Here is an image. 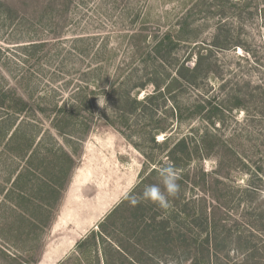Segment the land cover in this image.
Returning <instances> with one entry per match:
<instances>
[{"label":"rangeland","instance_id":"obj_1","mask_svg":"<svg viewBox=\"0 0 264 264\" xmlns=\"http://www.w3.org/2000/svg\"><path fill=\"white\" fill-rule=\"evenodd\" d=\"M165 34L174 36L175 47L153 56L154 42ZM199 57L192 83L173 82L180 67L192 68ZM117 90L143 103L119 118V109L131 102L118 107ZM0 92L27 103L16 115L0 106V264H104L103 250H110L102 244L104 235L120 241L129 223L146 216L150 225V213L163 217L172 211L127 200L115 218L104 220L133 182L138 198L146 185L160 183L159 168L172 164L169 151L179 140L185 152L173 163L180 176L178 197L197 201L198 187H218L231 194V222L242 227L249 220H240L248 201L264 212V0H0ZM206 98L223 108L213 124L193 114ZM58 110L74 112L65 129L73 134L59 132L65 126ZM11 123L12 130L35 135V143L63 147L75 160L51 222L31 233L10 230L12 214L19 213L6 199L16 174L9 176L23 165L2 151ZM162 127L165 132H156ZM206 131L215 137L209 143L218 145L201 160L197 141ZM138 205L146 211L134 221L128 211ZM188 206L194 211L193 203ZM257 235L264 241L263 233ZM135 241L139 255L143 240ZM221 245L230 264H241L234 240ZM179 255L181 264H191ZM116 258L113 264H128L125 256ZM142 258L143 264H178L170 257Z\"/></svg>","mask_w":264,"mask_h":264},{"label":"trees","instance_id":"obj_2","mask_svg":"<svg viewBox=\"0 0 264 264\" xmlns=\"http://www.w3.org/2000/svg\"><path fill=\"white\" fill-rule=\"evenodd\" d=\"M183 27L184 25L182 24L180 29L183 30ZM180 29H178V32H180ZM175 42L177 41H175L174 36L165 34L154 42L151 54L157 57L162 50L171 53L175 47ZM146 52L147 56H150V52ZM200 66L201 57L197 58L192 68L180 67L176 71L177 76L173 79V82L181 79L188 84L192 83L196 79V73ZM169 87L166 85L164 90L168 91ZM155 88L156 91L160 90L159 86ZM116 96L115 103H118V107L121 106L119 103L131 102L128 109H119V112H121L119 118H124L126 114L133 112L136 107L143 103L136 99H131L128 92L124 93L121 90H117ZM0 98V106H3L7 114H21L27 109V103L12 93L5 94V92H0ZM239 106V101H237L235 107ZM173 110L175 111L176 108ZM222 110L223 108L220 105H212L211 100L206 98L200 105L194 107L193 114L201 117L204 121H211V124H213V119L219 118ZM58 112L63 113L62 117H64V120L62 125L65 126L58 128L59 132L67 135L73 134V131H67L66 133L65 129L66 127L68 128V117L73 115L74 112L63 110H58ZM104 122L107 124L105 119ZM12 125L14 126V123H11L9 127V129L11 128L9 138L7 134L2 136L3 139L7 137L5 139L7 141L2 146V151L8 155L11 162L19 159L23 161V165L20 171L9 176L11 178L16 174L13 180L11 178L12 181L6 199L19 213L16 215L12 214L15 225L10 226V230L23 228L31 233L35 230V226L41 225V228H43L51 222L54 210L59 205L71 173L74 170L75 160L73 153H69L63 147H59V150L50 148L49 141L35 143V135L31 134L26 137L27 134L23 135V133H20L21 129L18 130V127L12 130ZM165 131L166 128L162 127L156 132L163 133ZM213 138L215 137L210 136L206 131L202 135L200 142L197 141V144H199L197 150L200 153L201 160L209 157L211 151L214 150V146L218 145L214 140L213 143H209V140ZM21 139L23 140L19 142L18 146L17 141ZM166 144L167 140L163 142V146ZM184 144V140H179L170 149L169 154L172 164H177L176 155L179 152H185L182 149ZM74 151L75 149H73ZM189 154L186 153V156L188 157ZM154 173V171H151L150 177ZM198 188H200L202 194L197 201H184L181 197H175L172 199V211L170 213L167 215L163 213V217L159 213H150V225L145 220L146 216L137 225L136 223H129L127 231H123V239H120V241H117L113 235H104L105 237L103 238L105 239L101 238L102 244H105L104 246L108 250L110 248L109 251L103 250L105 255L104 264H113L115 262L114 256L117 257V260H121L125 256L128 264H143V256H150V261L170 257L172 261H177L178 264H181L180 255L176 256V253L181 252L184 253V261L189 258L192 259L191 264H210V260L212 261L211 264H230V256L228 254L223 255V247L221 245V243L226 241L228 245V240L235 241L236 253H240L243 256L241 264H264V241L258 240L257 235L258 232L264 234V212L258 213V209L252 207L251 202L248 201L250 204L246 205L240 220L244 219L245 216H248L249 220L246 226L242 227L236 221L231 222L230 204H234V201L230 193L228 195L221 194L218 187ZM251 191V193L257 192L256 190ZM126 201L124 199L104 220L109 221L115 218L121 208L125 206ZM189 203L194 204V207H192L194 211L188 206ZM136 208L134 211H128L130 218L132 217L134 221L135 218L140 217L141 213L144 215V211H146L145 206L140 208L138 205ZM230 223L232 225H229ZM104 224L101 223L98 226L103 229ZM92 237L94 239V233H92ZM149 237L150 240L147 241ZM137 239L139 242H141L140 239L143 240L139 255L134 253L136 251L133 248L135 245L132 244L134 240H136V244H140ZM122 240L130 243L127 245ZM124 244L129 246L130 249ZM149 248L150 254L146 252ZM5 256L8 255L5 254ZM89 258L91 259L90 256ZM224 258H227L228 262L226 261L225 263ZM11 260L17 261L18 259L13 256ZM29 261L33 262L31 259ZM29 261L25 264H28Z\"/></svg>","mask_w":264,"mask_h":264},{"label":"clouds","instance_id":"obj_3","mask_svg":"<svg viewBox=\"0 0 264 264\" xmlns=\"http://www.w3.org/2000/svg\"><path fill=\"white\" fill-rule=\"evenodd\" d=\"M105 104V99L99 102V106L102 107ZM159 184L146 185L142 194L138 198L134 194L136 187L133 182L127 192L124 193V199L128 200L131 206H136L141 201H147L155 204L161 210H167L172 206V199L177 197L180 192V184L178 183L180 176L179 170L171 163L159 168Z\"/></svg>","mask_w":264,"mask_h":264},{"label":"bare ground","instance_id":"obj_4","mask_svg":"<svg viewBox=\"0 0 264 264\" xmlns=\"http://www.w3.org/2000/svg\"><path fill=\"white\" fill-rule=\"evenodd\" d=\"M102 213V212H101ZM85 224H88V226L91 224V220H89V221H86V222H84L83 223V225H85ZM44 263H45V261H44ZM52 262H49V264H51ZM47 264V263H46Z\"/></svg>","mask_w":264,"mask_h":264},{"label":"crops","instance_id":"obj_5","mask_svg":"<svg viewBox=\"0 0 264 264\" xmlns=\"http://www.w3.org/2000/svg\"><path fill=\"white\" fill-rule=\"evenodd\" d=\"M65 189H67V187Z\"/></svg>","mask_w":264,"mask_h":264}]
</instances>
